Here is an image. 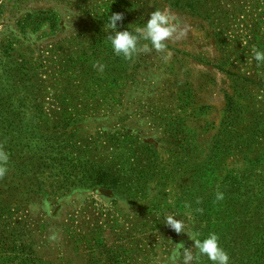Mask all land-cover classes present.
Instances as JSON below:
<instances>
[{
    "label": "rangeland",
    "instance_id": "rangeland-1",
    "mask_svg": "<svg viewBox=\"0 0 264 264\" xmlns=\"http://www.w3.org/2000/svg\"><path fill=\"white\" fill-rule=\"evenodd\" d=\"M155 9L187 29L171 58L116 56L108 17L134 31ZM253 47L264 0H0V264H166L193 247L168 215L217 233L229 264H264Z\"/></svg>",
    "mask_w": 264,
    "mask_h": 264
},
{
    "label": "clouds",
    "instance_id": "clouds-1",
    "mask_svg": "<svg viewBox=\"0 0 264 264\" xmlns=\"http://www.w3.org/2000/svg\"><path fill=\"white\" fill-rule=\"evenodd\" d=\"M122 13H113L108 17L107 25H104L108 35L106 40L110 42L113 53L122 57L126 61H134V58L141 54H148L153 51L162 55V59L167 62L171 58V52L168 50V42L180 40L187 34V29L182 28L178 18L168 9H155L150 12L149 17L143 26L136 27L134 31L117 30V23L123 21ZM48 25L41 26V31L47 30ZM33 35V39H35ZM253 59L257 67L264 66V50L256 47L251 49ZM93 67L103 72L104 65L98 61L94 62ZM9 153L4 145L0 144V180L4 179L9 171ZM225 198L224 193L217 189L215 201L221 202ZM199 203V200L197 201ZM190 207V205H185ZM203 212V209H197ZM166 226L177 234L186 233L189 239L193 241V247H185L183 242L176 243L170 254L166 257V264H200L201 257H207L211 264H229L230 256L221 246L219 235L215 232L209 233L201 239V233L198 231H186L184 221L176 219L172 215L165 217ZM55 240L56 236L50 237ZM193 248L196 249L195 253Z\"/></svg>",
    "mask_w": 264,
    "mask_h": 264
}]
</instances>
